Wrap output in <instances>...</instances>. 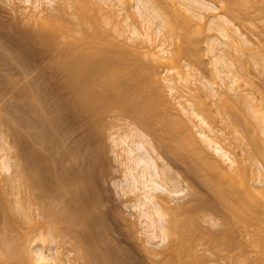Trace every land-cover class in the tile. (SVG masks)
Returning a JSON list of instances; mask_svg holds the SVG:
<instances>
[{
  "label": "bare ground",
  "instance_id": "6f19581e",
  "mask_svg": "<svg viewBox=\"0 0 264 264\" xmlns=\"http://www.w3.org/2000/svg\"><path fill=\"white\" fill-rule=\"evenodd\" d=\"M63 1L70 3V8L73 10L66 17L54 11L53 0H26V3L28 8L32 5V9L31 7L30 9L34 16L36 15L35 18H38L36 20L40 21L38 26L41 30L37 29V31H40L39 34L43 42L52 48L62 47L59 55L57 54V60H55L58 65L66 67L69 71L70 84L79 97L84 115L94 117L99 124L105 116L116 111L115 116L119 119L122 116L132 119L128 126V134L126 133L127 135H123L122 138L119 136L118 139L114 137L112 142L113 146L115 145L127 153L126 157L121 153L117 156L120 154L122 155L120 157L124 156V163L128 168V178L132 182L130 191L137 194L136 204L133 205V208L138 205L142 210L140 218L145 220L144 224L147 226L145 230L148 237L147 243L153 248H161L158 252L148 250L150 260H154V264H209L206 261L209 259L206 254L212 253L213 258L208 260L212 261V264H250L252 260L244 253L247 250L241 249L239 240H237L238 235L242 233L239 238L242 240V242L240 240L242 243L240 244L257 248L261 255L257 263L264 264V165L255 158L256 155L257 158L260 154L264 155V150L261 149V141L255 138L256 136H251V138H255L254 141L251 139L252 142L247 136L248 144L252 145L253 143L254 146L252 152L246 158H238L233 155L225 142L230 139L218 130L217 122L219 120L216 118L219 113H223V110H220L222 108L217 107L220 102L218 101V105L216 102L223 98L222 104H225L227 109L229 107L238 108L239 116L242 115V119L249 121L247 114L243 115V109L238 107L239 103L233 101L230 95V92H236L235 86L239 85L241 81L240 75L234 69L235 63L232 62L230 50L236 52L242 48L240 43L244 46L249 43L243 32L226 15L211 13L218 10V7L213 6L216 4L211 5V2L207 4L202 0H169L168 2L164 0L169 4L168 7L165 6L167 4L163 0H160L163 2L157 0L161 5L165 4L164 6L169 9L167 11L156 0H128L129 3L124 0ZM125 3L131 5L130 7L133 9H137L140 16L141 22L138 23L134 19L128 24L130 34L127 36V40L138 42L139 48L126 45L123 39L119 41L106 28L109 21L117 22L116 19L120 15L118 11L121 12V10L115 11L113 8L115 6L124 7ZM257 3L264 4V0H258ZM27 7L26 9H28ZM168 11H173L171 12L173 15ZM104 18L106 21H103ZM195 18L201 21L207 19L209 30L217 31L221 37V39L218 37L208 39L206 52L212 55V72L215 78H218L221 84L224 83L225 87L222 85L224 90L220 86L223 96L220 95L222 90L220 89L219 92L216 88L219 85H213L200 72L202 66L199 64L204 65V62L200 59L202 57L193 50L196 44L198 46L196 39L192 37L194 36ZM116 33L121 36L123 32L117 29ZM168 34H170V39L167 38ZM175 39H178V42H176L175 48L170 50L167 41H175ZM183 43L187 45V48L182 46ZM170 44L172 43L170 42ZM158 68H162L168 77H164ZM30 83L27 84L25 95L28 93L31 95H26V98L28 99L30 96V102L29 100L28 102L32 104L31 101H35L33 104H36L34 106L36 108L32 107L33 104L27 105L29 109H27L26 116L21 121L19 120L23 126L22 131L25 130L20 136L26 132L24 139L13 138L16 140L14 141L16 143L12 142L14 143L13 147L9 141L6 143L7 137L0 139L1 144L3 143L2 152L5 153L0 157V172L11 173V177L15 178L16 181L11 178L13 180L11 182L10 179V182L14 183L13 181H15L16 183L12 187H14L16 195L13 196L17 197V202L14 201L17 203L16 206L13 204L12 207L7 204V209L3 214V223L0 224L2 237V241H0L5 246L3 247L4 254L11 259H13L12 257L17 259L16 248H20L18 244L22 238L23 241L24 239L26 241L23 244L28 253L24 254H29V257L28 255L26 257L30 264H62L59 261V247H56V241L60 239V242L61 236L70 237L73 235L72 237H75V232L77 236L81 237H77L76 239L79 240L74 242L76 247L78 244L80 247H75L74 250L80 249L79 258L84 262L81 264H113L115 262L113 256L103 252V249L101 250L96 242L97 239L92 241L93 234L96 238L102 236V232H99L98 236L94 232L100 223L103 225L100 222L102 214L96 212L100 216L99 223L98 221L94 222L96 229L94 223H91L93 221L91 217V220L88 221L90 214L88 215L87 210L91 205L95 206L98 203L93 200L99 201L100 193L97 194L96 182L95 185L94 182H90L92 175L93 181H97L95 180L97 171L93 173L91 170L92 168L94 170V164H99V160L94 156L92 159L88 157L89 160L85 158L89 161L86 162L81 156L84 152H79L78 146L76 145L75 148L71 141L69 142L74 148L73 146L70 148L68 140L72 139L70 134L74 132L70 128L74 125L67 123L68 120L62 118L65 115L61 116L62 114L59 112L48 114L45 108L47 101L43 97L45 95L42 96L43 92L40 91V87L39 89L34 85L32 87L33 82ZM210 99L212 102L213 99H216V102L210 103ZM43 100L46 101L45 104ZM242 100H238L240 104ZM247 102L249 101L247 100ZM247 102L245 99L244 104ZM212 104H216L218 110ZM249 107L251 109V106ZM218 111L222 113H217ZM252 112L254 113V110ZM118 118L117 120H119ZM232 121L231 127L236 133H239L238 127L241 124L247 123L245 121L240 124L234 119ZM2 125L4 122L0 118V127ZM247 125L249 124L247 123ZM70 131L73 132L70 133ZM144 131L154 137L158 147L174 156L173 158L176 157L183 161L188 166L187 169L190 173L194 177L196 176V181H200L204 187L208 185V194L212 191L215 197L212 192L211 197L213 200L217 198L216 200L219 202L207 199L208 196L204 198V201V196L202 195V197L199 191L197 192V187L195 188L192 184H190L191 188L189 184L186 188H181L180 185L184 179L182 180V177L177 173L171 177L169 173L173 171L158 163L157 158L154 157L155 144ZM261 132L264 134V127ZM244 138H247L242 137L245 142ZM6 144H11L9 148L17 150L16 152L11 150L17 153L15 154L16 158L21 157L16 164H13L14 160L12 159L14 158L7 154L9 150ZM67 146L71 150H67ZM84 147H81L80 150ZM71 159L73 161L76 159L75 162H78H72V165L69 166L71 163L67 160L71 162ZM82 159L87 165H83V162L80 163ZM251 159L254 162H249ZM97 161L98 163H96ZM79 163L82 165L78 166ZM73 164L76 165L73 166ZM14 165L16 170L13 173ZM85 175L89 179L84 182L82 179L87 177H82ZM254 176L257 178H253ZM81 181L84 183L82 184ZM86 181L89 183L87 182V184ZM77 183L81 185L79 184L78 188L72 190L70 186ZM188 188H190L191 196L194 194L197 196L195 198L194 195L192 201L187 200L188 202L185 201L187 203L181 204V201L187 196ZM198 193L203 201L200 200ZM95 194H97V198ZM2 196L3 194L0 193V204ZM211 197L209 196V198ZM98 204L101 206L100 203ZM94 209L95 207L92 208L93 211ZM200 209L202 210L201 214L204 212L202 216L207 218H203L204 220H208V216L211 215L219 217L211 221L210 219L214 218L211 216L209 218L211 224L202 219L205 225L208 222L212 228L210 226L206 229L202 228L204 224L202 225L200 219L202 218L199 213ZM205 210L207 211L205 212ZM211 211L214 213L212 214ZM207 213L208 216H206ZM209 213L211 214L209 215ZM85 214L89 219L85 218ZM88 222L90 223L87 224ZM217 224H220L223 229ZM47 226H51L49 229H52L54 234H52V230V235L50 230H44ZM74 226L78 227L79 231L82 230L83 233L75 231ZM216 226L223 231L220 233L221 235L218 233L220 236L216 234V231L220 230ZM245 227H249L248 230H250H247L250 236L249 243L244 242L246 240ZM215 228L217 230L213 231ZM239 230L240 232L237 233ZM46 231L48 235L50 234L49 239L45 237L47 235H44ZM208 231L211 234L213 231L214 237L213 234L209 235ZM206 234L209 236L207 237ZM203 235L206 240L208 238L211 240L206 241ZM59 236L61 238H58ZM213 238L218 239L214 241ZM76 239L74 238V240ZM74 240L69 239L67 242L70 244ZM153 240L156 241L153 242ZM218 240H226V250L228 249L230 252L236 250V252L232 251L234 254L230 255L228 250L226 252L224 249L226 246L223 244L224 241L223 243L219 241L223 245L221 246L216 242ZM212 241L217 244H212ZM77 242L78 244H76ZM71 244L73 245V243ZM201 245H203L205 253L199 248ZM206 245L211 252L207 253L209 250ZM20 246L22 248V245ZM199 249L202 251L201 253ZM72 250L70 251L72 252ZM18 251L20 250L18 249ZM152 254L157 259H154ZM78 259L76 258L75 261L78 262ZM118 261L119 259L117 263Z\"/></svg>",
  "mask_w": 264,
  "mask_h": 264
},
{
  "label": "rangeland",
  "instance_id": "374dc122",
  "mask_svg": "<svg viewBox=\"0 0 264 264\" xmlns=\"http://www.w3.org/2000/svg\"><path fill=\"white\" fill-rule=\"evenodd\" d=\"M124 1H128V0H124ZM159 1H157V2L159 3ZM163 1H160V2H163ZM168 1L169 0H167V2ZM202 1L207 2V4H209V2H211L210 3L211 5L216 4L213 6L218 7V10L216 12H211V13L226 15L227 17L232 19L234 25H236V27H238L243 32V34L245 35V38H247V40H249V43L246 46H244L243 44L241 45V43H240L242 41L241 40L239 42L240 43L239 45H240V47L242 46V48L239 49L238 51L235 52L233 50H230L232 62L235 63L234 69L237 71V73L241 77V81H240L239 85L235 86L237 88L236 92H234V93L230 92L231 93L230 95H231V98L233 99V101L239 103L238 107L239 108L241 107L243 109L242 114L244 115V113H246L247 116L249 117L248 119L250 122L249 121L247 122L246 120H244V118L242 119V117H243L242 115H241L242 117L239 116L240 112L238 113V111H237L238 108L232 107V108H234V109H232L231 107H229L227 109V106L225 104H222L224 102V100H222L223 98L220 100H217V102L215 101L216 99H213L214 103L216 102V104L218 105L220 102V104L222 106L220 104H219V106H217L216 104L215 105L212 104L215 108L217 106L219 109L222 108V109H220L221 111L223 110V113L221 111L217 112V113L221 112L222 114L219 113L216 118L219 120L217 122L219 125L218 130H220V132L223 133V135L227 136L230 139V141L229 140L225 141L226 144L230 147L233 155H236L238 158H246V156H248L249 153L252 152L251 150L254 149L253 143H252V145H251V143H249L250 145L248 144L249 140L252 142L251 139H253V138H251V136L252 137L256 136L255 138H258L261 141V144H260V145H262L261 149L264 150L263 149L264 148L263 147L264 146V134H262V132H261L262 127H264V4H262V3L258 4L257 3L258 0H202ZM254 1L256 2V4H254L255 3ZM167 2L164 1V3H166V4H167ZM127 3H129V1ZM164 3L162 4L163 6L160 3H159V5H161L163 8H165V10L167 11L168 8H166V7H168L169 4L165 5ZM27 5L28 4L26 3V0H0V118L4 122V125H2L0 127V139L1 138L5 139L7 137L6 143H9V142L12 143V142L16 141L14 139H17V138L18 139L21 138L20 140H22V138L24 139V135L26 134V132L23 133L24 135L20 136L22 134V132L25 131L24 129L22 131L23 126H21L22 124L20 121L27 114V111H28L27 109H29L27 107V105L31 106L33 103H35V101L33 102V100H32L31 101L32 104L31 103L29 104L31 95L27 92V90H29V89H27L26 92L28 94H26V95L27 96L30 95L29 98L27 99L26 98L27 96L25 95V89L27 88V86L29 84H31L30 82H33L32 87H33V85L35 87H37L38 89L40 87V91L43 92L42 96L45 95L43 97H44V100L47 101V103L45 104L46 101L44 102V100H43V102L45 104L46 112L50 115L54 114L55 112H57V113L59 112L62 114L61 116L65 115L67 117V118L65 116L62 117L63 119L65 118L66 121L68 120L67 123H70L71 125L73 124L75 126V127L71 126V128H70V130L72 129L74 131V132L72 131L73 134H70L72 139L70 138L71 140H68V143L70 144V148L73 145L76 148V145H77L78 151L84 152L83 155H81L84 157L83 159L87 158L89 160L90 157L92 159L94 156H96L99 160V164H96L98 166H96L95 164H94L95 166L93 165L94 170H93V168H92V170L90 168L91 172L93 171V173H94V171H97V172H95V175L97 176V178L95 176V180H97V181H93V179H94L93 175L90 174V175H92V177L90 176V182L91 181L94 182V185L96 182L97 187L96 186L95 187H96V189H98V190H96L98 192L97 194L100 193V195H98V197L100 199L98 198L99 201H95V200H93V201L100 203L101 206H99L98 203L95 204V206L91 205L90 208L87 210V212H88V215L90 214L89 218L91 217L93 220L91 223H94L97 221L99 223V217H100L99 214L101 213L102 217L100 218V222H102L103 225H101V223H100L101 226L97 224L99 226L98 227L99 229H98L94 223V225H95L94 228L98 229V230L96 229L97 232L94 230L95 234L97 233L96 235L98 236L102 232L101 233L102 236H98L96 238V236L93 234V240L92 241H96V239H97L96 242H98L101 250L103 249L102 250L103 252H107V253H109V255L111 254L113 256L112 258L116 262V263L113 262V264H154V262H153L154 260L153 261L150 260L151 257H149L150 255L148 254V250H151V251L155 250L156 252H158L159 249H161V248H156V247L153 248V246L151 247V245L149 243H147L148 237H147V234L145 233L147 226H145V224H144L145 220H143V218H140V214L142 213V210L139 208L138 205L135 208H133V205L136 204V200H137L136 195L137 194L130 191V189H131L130 186L132 185V182L129 181V178H128L129 176H128V172H127L128 168H127V165L124 163V161H125L124 156L126 157L127 153L124 152L123 149L117 148L115 145H114L115 146L114 147L113 142H112V139L114 137L118 139L120 136L122 138L123 135H125L127 132H129L128 126H130V124H131L130 122L132 119L125 117V116H122L121 119H119L117 116H115L117 114L116 113L117 111H116L115 113H111L110 115L105 116L103 118V120L101 121V123L99 124L98 122H96V119L94 117H86L84 115V113L81 110V105H80V102L78 99L79 97L76 95L75 90L73 89V87L70 84L69 75H68L69 71L66 69V67H64V66L61 67V65H58L56 62V60H57L56 57L59 55L58 53L62 47L60 48V47L56 46L58 49L56 47L52 48L47 43L43 42V40L41 39L40 34H39L40 31L39 32L37 31V29L41 30L40 26H38V22L40 23V21L36 20L38 18H35L36 15L34 16L33 12L31 11L32 5L29 6V8L27 7ZM52 5L54 7L55 12L59 13L60 15L65 16V17L68 16V13L73 11L70 8V3L64 2L63 0H53ZM130 6H129V4H126L124 7L123 6H120V7L115 6L113 8L115 11L121 10V12L118 11L120 15H118L119 17L116 19L118 23L116 21L114 22V20L109 21L106 28L112 33V35L117 37V39L119 41H121V39H123L126 45L139 48L138 42H132V41L127 40V38H128L127 36H129V34H130L129 33L130 28H129L128 24H130L132 21H134V19L137 20L138 23L141 22V20L139 18L140 16L137 13V9H135V8L133 9V7H130ZM26 7L28 9H26ZM30 7H31V9H30ZM47 7L49 8V6H47ZM169 8H170V10H172L171 7H169ZM171 12H173V11H170L169 13L172 14ZM169 13H167V14L169 15ZM34 18H35V20H34ZM124 20H126V21H124ZM206 20L207 19L201 21V20L195 18V22H194L195 24H193V26L195 25V28L193 27L194 31L192 29V31L194 33V34L193 33L192 34L194 36H192V37L196 39L198 46H196L197 45L196 44L195 47H193V50L197 54H199L198 56L202 57L200 59L203 60V62H204V65L199 64V66H202V67L205 66V67H203L204 69L202 67H200V72L203 73V74L202 73L201 74L208 81L212 82L213 85L214 84H215V86L219 85V87H216V88L220 92V89L224 86L223 85L224 83L221 84L220 80L218 81V78L217 79L215 78V75L212 72V69H213V65L211 62V56L212 55H210L209 52H206L207 51L206 48L208 47V42H209L208 39H210L211 37H213V39H215L216 37L221 39V37L217 31H215L213 29L209 30V22ZM32 21H33V23H32ZM103 21H106V18H104ZM34 26H36V27H34ZM37 26H38V28H37ZM201 27H203L204 29ZM33 28H35V29H33ZM117 29L122 30L123 33L121 36H118V34L116 33ZM198 30L200 32L202 31V33H199ZM169 37H170V34L167 35V38H169ZM168 41H167V44H168V46H170L169 47L170 50H172L175 48V44H177L176 42H178V39H175V41L172 40L173 42L171 40H168ZM170 42L172 44L174 42L175 43L173 45L172 44L169 45ZM182 46L187 48V45L185 43H183ZM232 55H233V58H232ZM141 56H142V54H141ZM241 58H243V59H241ZM244 61H245V63H244ZM158 69H159V72L164 77H168V75L163 72L162 68H158ZM200 77H198V78H200ZM37 81H38V83H37ZM220 86H221V88H220ZM222 89L224 90L225 88H222ZM223 90L220 92V95L222 94ZM222 96H223V94H222ZM245 96H246V98H245ZM244 98L246 99V102H247V100L249 102L244 104V102H245ZM31 99H32V97H31ZM241 99H243L244 102L242 100V102L240 104V102L238 100H241ZM28 100H29V102H28ZM209 102L213 103L211 101V99ZM35 105L36 104H33L32 107H34ZM236 106H237V103H236ZM249 106H251V109L254 110V113L252 112V110L250 109ZM35 108L36 107H34V109ZM33 111H32V113H33ZM115 117H117L119 120H117V118H115ZM238 117H239V119H238ZM233 119L235 120V122L238 121L239 123L240 122L244 123L246 121L249 125H247V123H245V124L240 123L241 125L238 127L239 133L238 132L236 133L233 131V129L231 127V124L233 123V121H232ZM240 119H242V120H240ZM5 123L7 126L5 125ZM96 124H98V125H96ZM251 124H252V127H251ZM4 126H6V127H4ZM8 127H9V129H8ZM250 127H251V130H250ZM253 128H254V130L256 129L255 132H254ZM72 132L70 131V133H72ZM145 134L152 141V143L155 144L156 152L154 153V157L157 158L158 163L162 167L163 166L166 168L168 167L173 171L172 173H169V175L171 177L173 176L174 173H177L182 177V180L184 179L183 182H181L182 183L180 185L181 188L182 187L186 188L188 184H189V186H190V184H192L195 188L196 187L198 188V189L196 188L197 192L199 191L201 196L202 195L204 196V197L202 196L203 199L206 196H208L207 199L213 200V197H215V196H214V193L212 191H210L211 195L208 194L209 193V190L207 189L208 185L207 186L205 185L206 187H204V185L202 186L200 181H196V179H197L196 176L194 177L190 173L189 169H187L188 166L183 161L178 160L176 157L173 158L174 156L170 155L168 152L166 153L162 148L158 147L157 144L155 143L154 137L151 134H149L147 132H145ZM72 135H74V136L72 137ZM243 136L246 138H247V136H249V140H248V138L247 139L244 138V140H245V142H244L242 139ZM15 137H17V138H15ZM74 138H75V140H74ZM255 138L253 139V141L255 140ZM69 141H71V143L73 145H71V143ZM14 143H16V142H14ZM14 143H12V147H13ZM9 146H11V144L6 146L9 150V153H7V154L11 155L12 158H14V159H12V160H14L13 164L14 163L16 164V162H18L21 157L16 158L15 154H17V153H14V152H16L17 150L15 151V150H13L15 148L11 149V148H9ZM74 146H73V148H74ZM84 146H86V147H84ZM87 146H88V149H87ZM2 147H3V143L1 144V141H0V157H2L5 154L4 152H2ZM81 147H84V148L80 150ZM119 149H121V150H119ZM11 150H13L14 152ZM67 150H71V149H69L67 146ZM86 152H87V154H85ZM89 153H90V155H89ZM119 153L123 154L124 156L120 157L121 154L119 156H117ZM91 154H92V156H91ZM260 155L258 156V158L256 155L255 158H256V160L261 161L264 165V161H263L264 155H261V156ZM15 159H16V161H15ZM83 159L81 162L79 160V162L80 163L83 162V165H87L86 162H89V161L87 159H85L86 160V162H85V161H83ZM67 161H69V163H71V164L68 163L69 166H71L72 162L74 163L76 161V159H75V161H73L71 159V162H70V160H67ZM252 161L253 160L251 159L249 162L252 163ZM77 162H75V163H77ZM80 163L77 165L78 166L82 165ZM96 163H98V161ZM66 164H67V162H66ZM75 165L76 164H73V166H75ZM96 167H97V170H96ZM15 170H16V166L14 165L12 168L13 173L15 172ZM87 170H89V169H87ZM13 173H12V176H13ZM256 173H257V171L255 172V174ZM9 174H10V177H9ZM88 174H89V172H88ZM86 177L87 176L85 175V177H82V178H86ZM11 178H14V177H11V173L6 174V172H3V171L0 172V188H1L0 190L3 189L0 193H1V195L3 194L2 197L4 198V199L3 198L1 199L2 203L0 204L1 205L0 206V224L3 223V220H2L4 217L3 214H4V210L7 209L6 208L7 204L8 205L10 204L12 207L14 206L13 204H15V206L17 204V203H15V202H17V197H14V196H16L15 190H14V187H12V186H14V184L16 185V183H15L16 180L14 178V180H15V181H13L14 183H11L13 180ZM253 178H257V177L254 176ZM263 178H264V176H263ZM10 179H11V182H10ZM87 179H89V177H87L86 179H82V180H84V182H85V180H87ZM2 180H4L5 182ZM81 182H82V184L84 183L83 181H81ZM87 182L88 181H86V183ZM79 184L80 183L73 184L70 187H72V190H75L76 188L79 187ZM190 188H191V186H190ZM190 188H188V190L186 192L187 196L184 198V200L181 201V204H184V202L187 200L192 201L191 199L193 198L194 195H195L194 197L196 198L197 194H194L192 196L190 195V191H189ZM11 189H13V190H11ZM69 189H71V188H69ZM263 189H264V187H263ZM211 192L213 193V197H211L212 196ZM97 194H95V196ZM200 194H199V197H200ZM209 196L211 198H209ZM96 198H97V196H96ZM203 199L200 197L201 201H203ZM215 200H213V201H215ZM198 201H199V199H198ZM204 201H205V199H204ZM216 201L219 202V200H216ZM187 202H185V203H187ZM91 207L92 208L95 207V209H94L95 212L92 210ZM206 211L207 210H205V212ZM96 212H98V213L100 212V213L96 214ZM200 212H202L201 209H200L199 213ZM208 212H210V210H208ZM213 213L214 212H212V214ZM202 214L200 213L201 216H202ZM210 214L211 213H209V215ZM85 215H86L85 218H87V214H85ZM214 215H216V214H214ZM203 216H202V218H200L201 220L203 218H205V216L204 217ZM206 216H208V213ZM210 217L208 216V220H204V219L203 220L205 222L208 221L210 223V220L212 221V219L216 220L219 218L218 216H217L218 218H216L215 216H212L214 218H211L209 220ZM89 218H87V219H89ZM91 218L88 221H90ZM205 219H207V218H205ZM201 220H200V222H201ZM203 220H202V225L204 224V226H202V228L205 227L204 229H206V227L208 228V226H210L212 228V225H210L212 222L209 225L207 222V224H206L207 226H206L205 223H203L204 222ZM86 222H87V220H86ZM81 223H82V221H81ZM89 223L90 222H88L87 224H89ZM217 225H220V224H217ZM249 225L250 224H248V226ZM76 226H78V225H76ZM47 227L44 230H47V229L50 230L49 228H51V226H49L48 228ZM101 227H103L102 230H101ZM220 227H221V225H220ZM220 227H217L218 230L220 229L219 231H216L217 235H219L221 232H223L222 231L223 228L221 227L222 228L221 229ZM83 228H84V226H83ZM83 228H81V229H83ZM248 228L244 229V230H246V232H244L246 234V235L244 234L246 237V240H244V238H243L244 242H246V241L248 242V240H250V239H248V238H250V236L248 234L249 232H247ZM250 228L252 229V227H250ZM74 229H75V231H77L79 233H83L82 230L79 231L78 227H75ZM84 229H86V228H84ZM217 229L215 228L213 231H215ZM51 230H50V234L53 231V230L52 231ZM244 230L242 229V231H244ZM210 231H208V233H209V235H212L213 231H212V234L210 233ZM248 231H250V230H248ZM239 232H240V230L237 233H239ZM56 233L57 232L55 230V234ZM206 233H207V230H206ZM50 234L48 235L47 231H46V234L44 233V235H47V236H45L46 238L50 237ZM52 234H54V231ZM240 234L242 236V233H240ZM240 234L238 235L239 238L241 237ZM74 235H75V237H72L73 235H71L70 237L61 236L62 238L59 236L58 238L62 239L60 242H59L60 239L56 238L57 239L56 247L57 248L59 247L58 248L59 249L58 250L59 261H61L62 264H78V263L81 264V262L84 263L82 260L80 261V258H79V256L81 255V252L79 251L80 249H78V250L76 249L77 251L74 250V248L77 246V245L76 246L74 245L75 244L74 242L79 240L76 238L77 237L81 238V237L77 236L75 232H74ZM135 235H137V237H135ZM209 235H207V237ZM222 236H223V233H222ZM222 236H221V238H222ZM0 237H1V234H0ZM17 237H20V236H17ZM203 237L206 240L204 235H203ZM213 237H214V234H213ZM74 238L76 240H74ZM239 238L237 239V240H239V246L242 247L241 249L247 250V251H244V253H246L249 256L250 260H252L251 263L258 264L257 263L259 261L258 259L261 258L260 257L261 255H260L258 249L255 247L253 248V246L251 248L250 245H249L250 247L249 246L246 247V245L243 242L244 246L247 248V249L246 248L244 249L243 248L244 246L241 245L242 240ZM69 239L74 240V241H72V242L69 241L70 242V244H69L67 242ZM217 239H214V241ZM0 240L2 241V237L0 238ZM207 240H209V238ZM210 240H211V238H210ZM240 240H241V242H240ZM1 241H0V244H1V246H0V264H30L29 260H27L29 257V254H24V253H28L25 249L26 246L24 245L25 244L24 242H26L25 239L23 241L21 238L20 243L18 240V243H19L18 246L20 248H16L17 251H16L15 256L17 257V259L15 257H12L13 259H11V258H9V256H6L4 254L5 249L3 247H5V246L1 243ZM155 241L156 240H153V242H155ZM214 241H212V244L219 243V245H221L220 242L222 241L221 243H223L224 240H221V241L218 240V241H216L217 243ZM71 243H73V245ZM206 243H207V245H209L208 242H206ZM76 244H78V242ZM212 244H210V245H212ZM223 244H224V246L226 245L224 249L227 252L228 249L226 250V247H227L226 240L224 241ZM20 245H22V248ZM207 245H206V247L208 248ZM214 245H212V246H214ZM202 246L203 245H201L199 248L203 251ZM212 246H211V249H212ZM221 246H223V245H221ZM78 247H79V244H78ZM78 247H76V248H78ZM18 249L20 251H18ZM24 249H25V251H24ZM200 249H199V251H200ZM241 249L239 248L237 250L240 251ZM70 250H72V252ZM204 250H206V251L209 250L207 253L211 252L210 248H208V250L206 248H204ZM202 251H200V253ZM232 251H234V250H232ZM232 251L230 252L228 250L230 255H232V254H234V252H236V250L234 252H232ZM111 252H113V253H111ZM203 253H205V252L203 251ZM27 255H28V257H26ZM206 255H207V258H209V259L213 258L212 253H209ZM153 256L154 255L152 254V257ZM202 256H205V255L202 254ZM76 258L77 259L79 258L78 262L75 261ZM113 259H111V260H113ZM118 259L120 262L118 261V263H117ZM154 259H157V257H155ZM25 260H26V262H25ZM208 260L206 259V261L209 264H212L211 263L212 261H208Z\"/></svg>",
  "mask_w": 264,
  "mask_h": 264
}]
</instances>
